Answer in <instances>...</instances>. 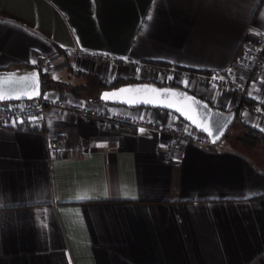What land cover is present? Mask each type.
<instances>
[{
	"label": "crops",
	"instance_id": "obj_1",
	"mask_svg": "<svg viewBox=\"0 0 264 264\" xmlns=\"http://www.w3.org/2000/svg\"><path fill=\"white\" fill-rule=\"evenodd\" d=\"M262 32L264 0H0V69L49 57L41 95L190 129L167 110L105 103L109 87L89 100L67 85L166 75L264 132V69L244 105L195 76L227 68ZM237 135L170 149L164 130L103 128L57 107L0 125V264H264V142L249 148ZM51 138L72 155L55 158Z\"/></svg>",
	"mask_w": 264,
	"mask_h": 264
},
{
	"label": "built area",
	"instance_id": "obj_2",
	"mask_svg": "<svg viewBox=\"0 0 264 264\" xmlns=\"http://www.w3.org/2000/svg\"><path fill=\"white\" fill-rule=\"evenodd\" d=\"M75 53L82 56L86 54L79 48L75 49ZM86 55L93 59L101 58L105 62L119 63L121 61L120 58L108 54L90 53ZM51 63L52 59L46 57L40 63L38 69L42 73L48 72ZM263 69L264 32L259 34L255 43L247 40L241 41L232 57L231 64L227 68L211 72H201L195 74V76L200 83L228 88L235 93L239 104L244 105L246 90L249 84L260 76ZM51 107L74 111L87 121H95L103 128L117 131L127 129L164 130L170 136V149H175L181 141L191 142L205 149L214 148L217 144L212 143L205 134L198 132L193 127H190V130H186L172 125H164L145 117L117 114L108 108L97 109L83 103L61 101L49 95H41L39 98L30 100L0 102V125L16 126L23 120L42 119ZM248 109L253 114L259 113L254 106H250ZM48 151L57 159L72 155L70 150L61 147L55 138L49 140Z\"/></svg>",
	"mask_w": 264,
	"mask_h": 264
},
{
	"label": "water",
	"instance_id": "obj_3",
	"mask_svg": "<svg viewBox=\"0 0 264 264\" xmlns=\"http://www.w3.org/2000/svg\"><path fill=\"white\" fill-rule=\"evenodd\" d=\"M22 77H28L27 81L22 80ZM45 81L42 79L41 73L38 68H29V69H0V95L4 97L0 102H10V101H19V100H30L36 99L41 96L42 87ZM27 84H31L32 87H27ZM143 85H149L150 87H156L158 89H171L177 92H183L187 96L193 97L196 101H199L201 104L207 105L208 112H204L202 109L196 108L191 101L180 103L176 98H171L170 100H164L163 97L157 98L152 94H145L144 98L153 99L152 104L145 103H136L128 104L127 99L137 98L135 93L125 92L120 93L121 88H136ZM26 93V94H25ZM38 93V94H36ZM104 93H117L116 96H113L109 100H104ZM31 97V98H29ZM99 99L105 103L110 104H121L128 107H138L145 106L150 108H160L175 113L178 117L186 121L190 126L196 129L198 132L205 134L212 143H218L222 138L227 136V131L234 122L235 118L240 115L237 110L225 111L216 107L211 106L204 99L192 94L188 90L171 85H158L153 82H132L124 83L116 87H111L104 89L99 94ZM167 102L176 103L178 107H182L189 114L193 115L198 123L202 124L204 127L209 129V132L201 130V128L193 125L189 122L181 113L176 112L175 109H169L164 106ZM217 130H219L217 132Z\"/></svg>",
	"mask_w": 264,
	"mask_h": 264
},
{
	"label": "trees",
	"instance_id": "obj_4",
	"mask_svg": "<svg viewBox=\"0 0 264 264\" xmlns=\"http://www.w3.org/2000/svg\"><path fill=\"white\" fill-rule=\"evenodd\" d=\"M149 64L151 65V67H156L157 69H165V70L168 69L167 65L160 63V62H149ZM179 69L180 68H176V70H179ZM48 72L42 73L40 71L42 79L45 81L43 86H47L49 82ZM83 78L86 79L85 82L83 81L77 84H67V85L69 86V89L72 93L76 95H81L89 100L94 99L93 97L97 95L96 91L102 90L107 87L111 88V87H116L118 85L124 84V83H121V81H115L111 85L107 86L95 76H90V75L86 76L84 74ZM171 86L181 87L177 85L176 83L171 84ZM23 122L24 120L21 123L17 124L16 127L21 126ZM239 124H241V122ZM241 128L243 132L241 134H238L235 137V139L240 141L245 146L249 148H253V147H256L259 143L264 142V132L262 130L254 126H249V125H244V124L241 125ZM226 137H229V136H226Z\"/></svg>",
	"mask_w": 264,
	"mask_h": 264
},
{
	"label": "snow or ice",
	"instance_id": "obj_5",
	"mask_svg": "<svg viewBox=\"0 0 264 264\" xmlns=\"http://www.w3.org/2000/svg\"><path fill=\"white\" fill-rule=\"evenodd\" d=\"M33 64H35V61H32ZM139 71V70H138ZM24 81L28 80V77H22L21 78ZM171 79V77H169ZM215 79V78H214ZM183 83L187 84V81H184ZM27 87H32L31 84H27ZM120 93L125 92H132L136 94L137 98L127 99L128 104H136V103H145V104H152L154 101L153 99L144 98L145 94H152L153 96L160 98L163 97L164 100H170L171 98H176V100L180 103L191 101L193 105L196 106V108L202 109L204 112H208L207 105L201 104L199 101H196L193 97L187 96L183 92H177L171 89H158L156 87H150L149 85H143L136 88H121L119 90ZM26 94V93H25ZM38 94V93H36ZM117 93H104L103 99L109 100L113 96H116ZM31 98V97H29ZM4 97L0 95V100H3ZM164 106L168 107L169 109H175L176 112L181 113L189 122H191L193 125H196L197 127L201 128V130L205 132H209V129L204 127L202 124L198 123L197 119L189 114V112L185 111L182 107H178L176 103L167 102L164 104ZM143 131V130H141ZM219 130H217L218 132ZM209 135H211V132H209Z\"/></svg>",
	"mask_w": 264,
	"mask_h": 264
},
{
	"label": "rangeland",
	"instance_id": "obj_6",
	"mask_svg": "<svg viewBox=\"0 0 264 264\" xmlns=\"http://www.w3.org/2000/svg\"><path fill=\"white\" fill-rule=\"evenodd\" d=\"M162 71H165V69H161ZM162 73V72H161ZM160 73V74H161ZM163 74H165V73H163ZM161 78L160 79H158L157 81H154L153 79L152 80H150V81H141V82H153V83H156V84H158V85H171V84H173L174 83V80L172 81V82H170V83H167V82H161V79L162 78H164V77H166V75H161L160 76ZM163 81H164V79H162ZM140 82V81H139ZM175 84V83H174ZM186 128H188V127H186ZM185 129V128H184ZM186 130H190V129H186ZM229 132V133H228ZM228 132H227V136H229V137H231V136H233L234 137V135H236V133L237 134H241L242 132H243V130H242V128H241V125H239V123L237 122V121H234L233 123H232V125L230 126V129L228 130Z\"/></svg>",
	"mask_w": 264,
	"mask_h": 264
}]
</instances>
